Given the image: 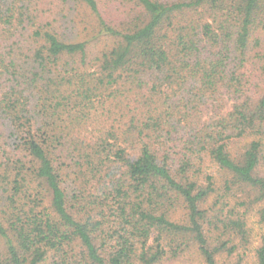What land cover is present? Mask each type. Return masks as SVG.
<instances>
[{
    "label": "trees",
    "instance_id": "16d2710c",
    "mask_svg": "<svg viewBox=\"0 0 264 264\" xmlns=\"http://www.w3.org/2000/svg\"><path fill=\"white\" fill-rule=\"evenodd\" d=\"M252 215L264 0H0V264H247Z\"/></svg>",
    "mask_w": 264,
    "mask_h": 264
},
{
    "label": "rangeland",
    "instance_id": "374dc122",
    "mask_svg": "<svg viewBox=\"0 0 264 264\" xmlns=\"http://www.w3.org/2000/svg\"><path fill=\"white\" fill-rule=\"evenodd\" d=\"M216 177V183H219V173H215L214 174ZM209 200V203L213 202V197ZM248 226L251 232V246L249 249V258H248V262L247 264H254V252H253V248L254 246H256L258 244L259 238L261 237L262 234H264V222H260L259 221V217L258 216H248ZM185 263H189V261L187 260V258L185 257H179L176 259H166L164 262H162L161 264H185Z\"/></svg>",
    "mask_w": 264,
    "mask_h": 264
}]
</instances>
